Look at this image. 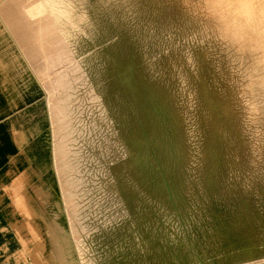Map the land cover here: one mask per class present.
<instances>
[{
    "label": "rangeland",
    "instance_id": "obj_1",
    "mask_svg": "<svg viewBox=\"0 0 264 264\" xmlns=\"http://www.w3.org/2000/svg\"><path fill=\"white\" fill-rule=\"evenodd\" d=\"M42 5L67 43L39 78L47 116L83 120L81 156L55 158L62 264H264L258 54L201 0Z\"/></svg>",
    "mask_w": 264,
    "mask_h": 264
},
{
    "label": "crops",
    "instance_id": "obj_2",
    "mask_svg": "<svg viewBox=\"0 0 264 264\" xmlns=\"http://www.w3.org/2000/svg\"><path fill=\"white\" fill-rule=\"evenodd\" d=\"M44 1L0 0V264H54L53 251L41 237L51 234V219L40 207L51 205L47 192L69 188L56 172L55 158L78 157L82 151V118L47 116L42 101L39 78L51 69L53 47L67 46L47 27L51 10Z\"/></svg>",
    "mask_w": 264,
    "mask_h": 264
},
{
    "label": "clouds",
    "instance_id": "obj_3",
    "mask_svg": "<svg viewBox=\"0 0 264 264\" xmlns=\"http://www.w3.org/2000/svg\"><path fill=\"white\" fill-rule=\"evenodd\" d=\"M217 25L218 38L232 46H249L264 64V0H201Z\"/></svg>",
    "mask_w": 264,
    "mask_h": 264
},
{
    "label": "bare ground",
    "instance_id": "obj_4",
    "mask_svg": "<svg viewBox=\"0 0 264 264\" xmlns=\"http://www.w3.org/2000/svg\"><path fill=\"white\" fill-rule=\"evenodd\" d=\"M3 1V0H2ZM186 5V4H185ZM1 21V20H0ZM18 88V87H17ZM16 93V92H15ZM19 93V92H18ZM3 99V98H2ZM11 104V103H10ZM1 129V128H0ZM16 133V132H15ZM2 134V133H0ZM13 134V132H12ZM16 135H18V133H16ZM14 136V134H13ZM20 136V135H19ZM22 140V139H21ZM25 140V139H24ZM23 142V141H22ZM12 160V159H11ZM22 161V160H21ZM3 162V161H2ZM4 163V162H3ZM3 166V165H2ZM5 168V167H3ZM12 170V169H11ZM10 172V171H9ZM26 172V171H25ZM23 173V172H22ZM9 174V173H8ZM24 176V175H23ZM24 179H22L23 182ZM2 182V181H1ZM26 183V181H25ZM24 185V184H22ZM3 186V185H2ZM1 187V186H0ZM22 187V186H21ZM25 188V187H24ZM22 189V188H21ZM20 189V190H21ZM18 190V189H17ZM23 191V190H22ZM20 192V191H19ZM5 193V192H4ZM6 194V193H5ZM8 194V193H7ZM20 194H25V193H21ZM19 194V195H20ZM24 195L21 196V198ZM46 197H51V205H46L45 207H40L42 213H45L46 215V219H51L50 224V230L51 231V239H50V244L53 247V255H52V260L54 261V264H62V262H64L66 260L65 257H68L67 251L65 252L64 249L67 248V242H66V238H65V234H63L64 232L62 231V226H61V221L59 218L60 212L59 209H55V212L53 211V203L55 205V207H58L57 204H55V196L52 194V191L50 194H48V192L46 193ZM24 199H26L25 197H23ZM23 200V199H22ZM26 201V200H25ZM24 202V201H23ZM20 204V203H19ZM27 206V204H26ZM20 208V207H19ZM29 208V207H28ZM21 209V208H20ZM19 209V210H20ZM29 211V210H28ZM19 213V212H18ZM31 213V212H30ZM34 214V212H33ZM36 218V216L34 217ZM68 224V223H67ZM47 227V226H46ZM49 227V225H48ZM47 227V228H48ZM40 229V228H39ZM42 232V231H41ZM47 232V231H46ZM48 236V235H47ZM49 237V236H48ZM77 239V238H75ZM42 241V240H41ZM40 245V244H39ZM45 246V245H44ZM69 248V247H68ZM73 249V248H72ZM45 251V250H44ZM69 252V251H68ZM23 253V252H22ZM28 253V252H27ZM14 255V254H13ZM29 255V254H28ZM45 260V259H44ZM34 264V263H33ZM48 264V263H47ZM64 264V263H63Z\"/></svg>",
    "mask_w": 264,
    "mask_h": 264
}]
</instances>
